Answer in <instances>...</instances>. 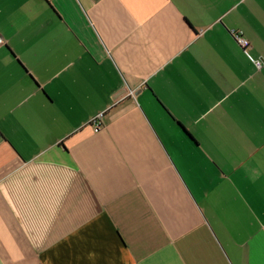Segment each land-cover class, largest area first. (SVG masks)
<instances>
[{
  "label": "crops",
  "instance_id": "crops-1",
  "mask_svg": "<svg viewBox=\"0 0 264 264\" xmlns=\"http://www.w3.org/2000/svg\"><path fill=\"white\" fill-rule=\"evenodd\" d=\"M0 36V264H264V0H0Z\"/></svg>",
  "mask_w": 264,
  "mask_h": 264
},
{
  "label": "built area",
  "instance_id": "built-area-1",
  "mask_svg": "<svg viewBox=\"0 0 264 264\" xmlns=\"http://www.w3.org/2000/svg\"><path fill=\"white\" fill-rule=\"evenodd\" d=\"M233 33V35H234V38L236 39V41L240 44V46H242L243 48H246L247 47V45H248V42H247V40L246 39H244L242 36H241V31H238V32H236V31H233L232 32ZM2 43H4V39L2 38V36H0V45L2 44ZM254 64L257 66V67H260L261 66V62H260V60H254ZM94 121V125H95V127L96 128H98L97 126H98V123H97V118H94L93 119Z\"/></svg>",
  "mask_w": 264,
  "mask_h": 264
}]
</instances>
